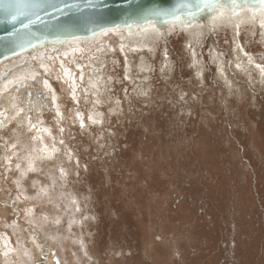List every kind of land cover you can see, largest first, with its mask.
Returning <instances> with one entry per match:
<instances>
[{
	"label": "rangeland",
	"instance_id": "rangeland-1",
	"mask_svg": "<svg viewBox=\"0 0 264 264\" xmlns=\"http://www.w3.org/2000/svg\"><path fill=\"white\" fill-rule=\"evenodd\" d=\"M174 25L7 80L26 115L0 105V264H264V35Z\"/></svg>",
	"mask_w": 264,
	"mask_h": 264
},
{
	"label": "water",
	"instance_id": "water-1",
	"mask_svg": "<svg viewBox=\"0 0 264 264\" xmlns=\"http://www.w3.org/2000/svg\"><path fill=\"white\" fill-rule=\"evenodd\" d=\"M205 1L0 0V63L19 52L35 54L45 46L44 40L63 41L65 36L77 35L93 41L101 32L139 16L158 15L161 28L167 19L182 24L181 11L200 10Z\"/></svg>",
	"mask_w": 264,
	"mask_h": 264
},
{
	"label": "bare ground",
	"instance_id": "bare-ground-1",
	"mask_svg": "<svg viewBox=\"0 0 264 264\" xmlns=\"http://www.w3.org/2000/svg\"><path fill=\"white\" fill-rule=\"evenodd\" d=\"M205 3L206 4H204L200 8V10L197 9L196 11H191L188 9L187 10L184 9L183 11H181V13L178 16L180 21L183 22L185 31L187 33H190L191 40H195L197 36L196 31L199 30L200 24L205 22L206 20H207V25L210 26L211 29H213L216 26H220V25L222 26L232 25L231 27H233L235 30L239 29L243 25H251V26H254L255 28L259 26L264 35V3H262V0H235V2L234 0H206ZM175 23L176 22L174 21V19H167L165 21V25L166 27H168V29L169 27L173 26ZM161 27H162L161 21H159L158 15L150 14L147 16H139L135 19L127 20L124 23L117 25L115 28L108 29V31L105 30L106 31V32L104 31L105 33L101 32L100 34H98L96 37L93 38L94 39L93 41L95 40L98 41L97 39L100 40V38L108 32L113 33L112 31H115V32L118 31L119 33H122V36H120V38H126L127 40H131V42L134 41V43L137 41L140 42V40L143 41L145 40V38H148V37H152V36L158 37V35L161 33V29H162ZM64 38L65 39L63 41H56L52 39L48 41L44 40L45 42L44 47H43V44L36 43L35 45H40L41 47H43V48H39L35 50V52L33 51L35 53V57L37 58V61H39L40 63H42V61L47 62L48 57L52 53L60 55V53L62 52L60 48H66V49L72 48L73 49L76 46H82L83 43H85V40L81 36H77V35L65 36ZM106 41L108 40L104 39V43ZM238 45H239V42L237 40L235 42V51L239 53V56L241 57V61L239 63L237 62L235 66L238 67L240 71L247 72L248 69L251 68V65H254L255 68L258 69V71L262 72L263 68L259 67L256 60H254L251 56L244 55L245 50L242 49L240 52L238 51L237 49ZM31 48H33V46ZM74 50L76 51L77 48H75ZM26 54H27V51L19 52L11 56L10 58L4 60L3 62H1L3 64L0 65V91H4V89L6 88L5 83H7V80L11 81L10 84H12L14 81H16V80H13L15 78V75H19L22 72L26 73L24 71L31 70L30 65H28V61H29L28 57L30 56H27ZM125 57L127 60L128 71L130 72L131 65L129 63L128 56L125 55ZM194 59H196V56L194 57ZM212 59L213 60L211 61L215 62L216 64H219V67H218L219 72H220L219 74H223L224 71L222 68V64H223L222 58L216 52H213ZM148 68L149 66L145 63L144 60H142L139 66V69L142 70V69H148ZM72 76H74V74H72L70 78H72ZM91 78L92 79H90L89 82L91 83L94 89V92L97 95L98 93L102 91L100 84L104 83V79L101 80L100 78H97V77H94V78L91 77ZM46 87L50 88L53 91V95H54L53 100H55V104H57L56 102L58 100V95L55 93V90L52 89V87H50L49 82L46 83ZM16 88H18L19 91H22L24 88V83L21 82V83L14 84L10 90H15ZM47 88H46V93L49 96L50 94ZM106 91H107V88H106ZM0 100H1L0 105H5L7 107H9L12 102L11 98L9 97L7 93H4L3 96L0 98ZM11 108H13L12 105H11ZM13 110L17 111L15 118L17 119L18 122L20 121L21 116L26 115L23 112V110L25 109L20 106L13 108ZM19 112H22V114L21 113L19 114ZM28 121L30 120L28 119L27 122ZM34 132L36 133V130H34Z\"/></svg>",
	"mask_w": 264,
	"mask_h": 264
},
{
	"label": "snow or ice",
	"instance_id": "snow-or-ice-1",
	"mask_svg": "<svg viewBox=\"0 0 264 264\" xmlns=\"http://www.w3.org/2000/svg\"><path fill=\"white\" fill-rule=\"evenodd\" d=\"M234 2H235V0H234ZM262 3H264V0H262Z\"/></svg>",
	"mask_w": 264,
	"mask_h": 264
}]
</instances>
